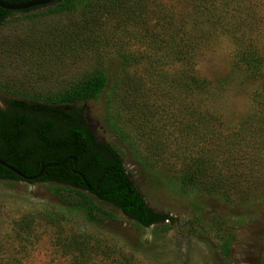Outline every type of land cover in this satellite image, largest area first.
I'll return each instance as SVG.
<instances>
[{
    "label": "rangeland",
    "instance_id": "1",
    "mask_svg": "<svg viewBox=\"0 0 264 264\" xmlns=\"http://www.w3.org/2000/svg\"><path fill=\"white\" fill-rule=\"evenodd\" d=\"M104 2L79 0L64 12L49 11L50 4L4 20L0 108L22 100L16 93H57L95 70L103 72L108 78L103 94L82 104L86 124L97 140L120 151L127 176L145 203L171 220L143 229L91 196L103 213L95 212L91 221L83 210L65 203L75 198L65 187L0 180V264H261L264 179L257 184L238 179L248 171L231 161L243 159L221 143L223 134L258 111L253 93L259 81L232 65L235 44L228 37L199 58L192 74L204 81L193 105L205 117L218 118L222 135L220 145L206 142L197 150L200 143L181 133L190 122L183 117L182 102L167 94L165 86L186 70L173 55L184 0H126L139 19L123 27L111 8L98 9ZM244 32L239 29V35ZM121 55L135 61L123 67ZM127 84L137 86L136 95L127 93ZM111 123L126 134L131 147L112 133ZM148 146L161 156L157 162L148 159L153 165L143 168L135 156L149 157ZM201 153L215 158L222 174L234 175L235 185L222 191L228 201L204 190L180 191L178 178L195 169ZM225 245L226 259L221 253Z\"/></svg>",
    "mask_w": 264,
    "mask_h": 264
},
{
    "label": "trees",
    "instance_id": "2",
    "mask_svg": "<svg viewBox=\"0 0 264 264\" xmlns=\"http://www.w3.org/2000/svg\"><path fill=\"white\" fill-rule=\"evenodd\" d=\"M1 1L10 4L29 2ZM78 1L53 0L51 5L54 6L49 11L71 10ZM125 4L126 0H105L98 9L103 8L107 12L111 8L116 23L123 27L133 18L136 21L139 19L134 5ZM31 10L33 9L27 11ZM13 13L15 12L0 9V25ZM128 13L132 15L131 18ZM169 22L166 23L167 26ZM241 28L246 33L239 35ZM177 31L179 37L175 40L176 52L173 55L185 64L186 70L179 79L168 82L165 86L167 94L173 95V98L178 97L176 99L182 102L180 108L184 112L183 117L190 122L181 133L190 137L191 142L200 143L196 145L197 150L202 149L206 142L212 145L219 142L220 145L219 137L222 135L218 118L215 115L205 117L198 106L193 105V97L204 81L192 74L199 58L206 51L214 49L222 37H228L235 44L232 65L259 81L258 89L253 93L258 111L247 118V122L238 129L227 135L223 134L221 143L229 154L239 153L243 159L232 158L231 161L232 165L248 171L239 175L238 179L247 177L251 183H260L264 179V111L261 109L264 107V0H184ZM171 41L169 39L166 43L171 46ZM120 59L123 67L135 61L130 56L123 55ZM157 60L160 61L159 58ZM107 84V75L95 70L57 93L31 96L14 94L23 96L20 97L22 100L10 103L5 109L0 108V160L30 176L37 174L42 165L60 164L67 159L55 168H47L40 178L28 183H53L75 193V198L66 200L65 203L73 209L83 210L91 221H95L94 213L100 212L91 201L92 196L98 202L112 205L124 217L143 229L168 223L171 220L169 216L150 208L129 180L120 151L112 144L97 140L86 124L82 104L97 100ZM127 89L130 96L136 95L139 90L137 86L130 84H127ZM157 90L156 84L153 93L156 94ZM130 107L133 110L136 104L133 103ZM110 127L112 133L131 147L130 142L126 141V134L116 130L112 123ZM146 150L150 153L149 157L135 156L137 163L143 168L153 165L148 159L157 162L161 156L157 149L150 151L148 146ZM198 156L195 158L196 165L192 166L195 169L183 172L178 178L182 187L180 191L185 195L188 190H204L205 194L228 201L222 191L230 189L232 184L235 185L234 175L222 174V166L218 165L215 158H209V154ZM73 159H76L74 163ZM208 169L211 171L209 175ZM0 180L22 181L1 166ZM221 253L226 259V245L221 248Z\"/></svg>",
    "mask_w": 264,
    "mask_h": 264
},
{
    "label": "water",
    "instance_id": "3",
    "mask_svg": "<svg viewBox=\"0 0 264 264\" xmlns=\"http://www.w3.org/2000/svg\"><path fill=\"white\" fill-rule=\"evenodd\" d=\"M53 0H33L29 2H24V3H16V4H10V3H5L0 0V9L5 10V11H23V10H28L31 8H36V7H46L49 6L52 3ZM67 159L63 160L60 162V164H47V165H42L40 166V169L37 174L35 175H30L26 176L17 170H15L12 167H9L5 165L2 161H0V165L6 167L10 172L15 174L17 177H19L22 181L25 182H31V181H36L38 178L41 177L43 172L47 168H55L61 164H63ZM76 161V159H73V163ZM73 163L71 165V169L73 167Z\"/></svg>",
    "mask_w": 264,
    "mask_h": 264
},
{
    "label": "flooded vegetation",
    "instance_id": "4",
    "mask_svg": "<svg viewBox=\"0 0 264 264\" xmlns=\"http://www.w3.org/2000/svg\"><path fill=\"white\" fill-rule=\"evenodd\" d=\"M29 1H33V0H29ZM4 2V1H3ZM6 3V2H5ZM32 9V8H31ZM29 10V9H28ZM12 12H22V11H12ZM0 161H2V160H0ZM3 163H5L4 161H2ZM5 165H7L6 163H5ZM1 166V165H0ZM7 166H9V165H7ZM1 167H3V168H5V169H7L6 167H4V166H1ZM9 167H11V166H9ZM13 168V167H12ZM8 170V169H7ZM9 171V170H8ZM10 172V171H9ZM12 173V172H11ZM13 174V173H12ZM15 175V174H14ZM16 176V175H15Z\"/></svg>",
    "mask_w": 264,
    "mask_h": 264
}]
</instances>
